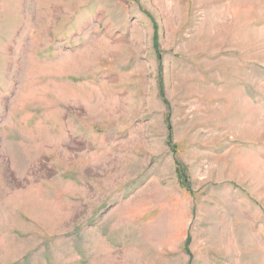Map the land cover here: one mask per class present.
<instances>
[{
    "label": "rangeland",
    "instance_id": "obj_1",
    "mask_svg": "<svg viewBox=\"0 0 264 264\" xmlns=\"http://www.w3.org/2000/svg\"><path fill=\"white\" fill-rule=\"evenodd\" d=\"M0 264H264V0H0Z\"/></svg>",
    "mask_w": 264,
    "mask_h": 264
}]
</instances>
